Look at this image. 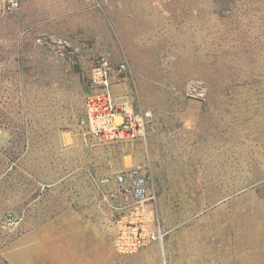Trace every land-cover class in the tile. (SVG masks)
<instances>
[{
  "label": "rangeland",
  "instance_id": "374dc122",
  "mask_svg": "<svg viewBox=\"0 0 264 264\" xmlns=\"http://www.w3.org/2000/svg\"><path fill=\"white\" fill-rule=\"evenodd\" d=\"M103 59L127 66L116 99L150 113L135 139L91 135ZM0 131V264L6 193L38 164L96 185L141 167L167 264H264V0H0Z\"/></svg>",
  "mask_w": 264,
  "mask_h": 264
},
{
  "label": "crops",
  "instance_id": "0c3cea01",
  "mask_svg": "<svg viewBox=\"0 0 264 264\" xmlns=\"http://www.w3.org/2000/svg\"><path fill=\"white\" fill-rule=\"evenodd\" d=\"M26 154L28 145L22 156ZM75 154L68 149L53 152L62 159ZM21 173L28 181L12 183L6 193L11 214L20 218L1 250L7 264H167L158 243L130 256L118 252L111 212L102 202L101 187L89 181L86 166L22 165Z\"/></svg>",
  "mask_w": 264,
  "mask_h": 264
},
{
  "label": "built area",
  "instance_id": "2783aa9c",
  "mask_svg": "<svg viewBox=\"0 0 264 264\" xmlns=\"http://www.w3.org/2000/svg\"><path fill=\"white\" fill-rule=\"evenodd\" d=\"M126 68V63H120L115 70L103 59L93 69L94 89L89 94L87 117L91 135L96 139L123 141L145 132L150 113L136 112L131 105L119 102L112 93L114 74ZM98 185L102 202L111 212L109 221L114 228V245L121 255L130 256L154 243L163 248L165 232L153 215L156 196L151 193L149 180L141 167L132 166L111 177H102ZM19 221L20 218L13 215L6 218L7 225L12 227Z\"/></svg>",
  "mask_w": 264,
  "mask_h": 264
},
{
  "label": "trees",
  "instance_id": "16d2710c",
  "mask_svg": "<svg viewBox=\"0 0 264 264\" xmlns=\"http://www.w3.org/2000/svg\"><path fill=\"white\" fill-rule=\"evenodd\" d=\"M5 263L7 264V262L5 261Z\"/></svg>",
  "mask_w": 264,
  "mask_h": 264
},
{
  "label": "bare ground",
  "instance_id": "6f19581e",
  "mask_svg": "<svg viewBox=\"0 0 264 264\" xmlns=\"http://www.w3.org/2000/svg\"><path fill=\"white\" fill-rule=\"evenodd\" d=\"M0 134H1V131H0Z\"/></svg>",
  "mask_w": 264,
  "mask_h": 264
}]
</instances>
